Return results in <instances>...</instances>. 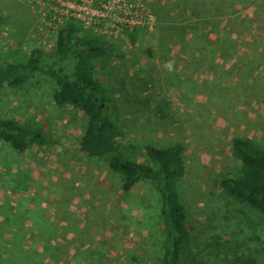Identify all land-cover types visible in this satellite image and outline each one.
Here are the masks:
<instances>
[{
	"label": "rangeland",
	"instance_id": "374dc122",
	"mask_svg": "<svg viewBox=\"0 0 264 264\" xmlns=\"http://www.w3.org/2000/svg\"><path fill=\"white\" fill-rule=\"evenodd\" d=\"M36 1L0 0L7 19L0 47L11 62L52 51L69 22L51 21L53 10ZM148 2L151 29L137 28L134 40L128 31L113 42L124 58L105 70L97 63L96 78L119 103L118 142L139 162L147 145L183 146L179 191L192 237L183 264H264V215L219 187L222 175L239 174L233 138L264 147V0ZM53 88L39 77L1 93L0 118L36 121L49 144L17 152L0 142V259L21 237L26 264H133V254L159 264L163 230L153 184L123 191L118 173L82 152L86 117L56 106ZM162 101L166 118L158 113ZM216 242L229 243V253L214 256Z\"/></svg>",
	"mask_w": 264,
	"mask_h": 264
},
{
	"label": "trees",
	"instance_id": "16d2710c",
	"mask_svg": "<svg viewBox=\"0 0 264 264\" xmlns=\"http://www.w3.org/2000/svg\"><path fill=\"white\" fill-rule=\"evenodd\" d=\"M6 21L0 16V27ZM136 32L137 28L129 33L131 40ZM124 56L109 39L83 33L78 23L69 21L59 30L52 51L34 50L25 62L9 61L0 47V97L5 87L17 89L39 77L52 80L54 104L69 105L86 117L80 150L104 161L109 169L118 173L123 191L143 181L153 184L160 198L159 220L163 230L159 264H183L190 258L192 248L188 217L179 191V182L185 174L184 148L181 144L167 148L147 145L146 162L130 157L118 142L122 137L118 100L109 86L96 78L97 63H102L101 68L105 70V63ZM68 63H72L70 69ZM167 106L165 101L159 105L158 113L163 118H166ZM0 142L24 152L48 145L49 138L34 120L21 124L13 118H0ZM231 151L240 162V170L237 177H220L221 191L264 215V147L251 139L236 137L232 139ZM21 242V237L14 238L13 249L7 250L8 258L0 259V264H26L29 253L28 249H22ZM228 245L214 243L213 255H227ZM129 260L133 264H144L134 254ZM233 262L238 264L236 260ZM194 264L207 263L194 261Z\"/></svg>",
	"mask_w": 264,
	"mask_h": 264
},
{
	"label": "built area",
	"instance_id": "2783aa9c",
	"mask_svg": "<svg viewBox=\"0 0 264 264\" xmlns=\"http://www.w3.org/2000/svg\"><path fill=\"white\" fill-rule=\"evenodd\" d=\"M36 4L52 9L51 21L57 24L76 22L112 42L135 28L151 29L154 22L148 0H38Z\"/></svg>",
	"mask_w": 264,
	"mask_h": 264
}]
</instances>
